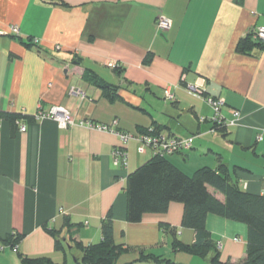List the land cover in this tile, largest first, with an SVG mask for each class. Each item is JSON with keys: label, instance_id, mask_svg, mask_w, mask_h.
I'll return each mask as SVG.
<instances>
[{"label": "crops", "instance_id": "crops-1", "mask_svg": "<svg viewBox=\"0 0 264 264\" xmlns=\"http://www.w3.org/2000/svg\"><path fill=\"white\" fill-rule=\"evenodd\" d=\"M159 16L172 23L164 33L156 27ZM257 28H264V0H0V112L19 116L0 123V238L23 236L15 250L0 251V264L25 258L63 264L64 251L54 250L46 230L59 233L71 251L76 243L94 245L108 212L115 245L127 249L121 264L140 252L175 264H211L209 257L172 251V234L184 245L195 240L181 227V204L146 214L137 224L126 221V178L150 159L137 154L135 141L126 146L127 168H115V135L61 129L34 116L57 106L75 121L116 122L120 133L138 136L156 128L192 138L189 152L168 158L178 169L185 161H192V172L215 169L220 159L240 188L245 183L247 193L264 195L259 178L234 159L241 150L255 155L264 142H256L264 128V43L255 38ZM249 36L261 46L238 54L237 44ZM28 41L33 47L23 44ZM93 78L115 88L114 97ZM71 88L84 96L70 95ZM207 98L224 101L227 120L230 110L239 112V125L211 132ZM205 227L221 262L245 259L244 224L208 215ZM79 258L69 255L65 264Z\"/></svg>", "mask_w": 264, "mask_h": 264}, {"label": "trees", "instance_id": "trees-1", "mask_svg": "<svg viewBox=\"0 0 264 264\" xmlns=\"http://www.w3.org/2000/svg\"><path fill=\"white\" fill-rule=\"evenodd\" d=\"M27 48L33 47L31 41L23 43ZM253 46H261L253 42L250 36L241 40L236 46L238 54L247 55ZM148 62V59L145 60ZM95 78H93L94 80ZM94 84L101 88L109 98L115 95V88H108L96 80ZM19 116L0 112V123L9 121L14 123ZM152 129V128H151ZM148 129L140 135L148 134ZM215 132L223 133L226 128L212 125ZM154 132H162L153 128ZM166 134V133H165ZM139 135V136H140ZM168 136H172L167 134ZM174 137V136H173ZM176 138V137H175ZM192 149V148H191ZM127 199L126 221L137 224L146 214H164L171 203L183 206L181 227L191 229L195 240L191 245H184L177 241L175 234L171 235L170 247L175 253L206 259L211 264H230L220 261L217 244L206 230L205 221L208 215H214L225 220L244 224L247 227V243L245 259L238 264H264V195L247 193L238 186V181L231 177L222 162L218 161L215 169L203 167L193 175H187L172 164L168 158L151 157L146 163L130 173L125 182ZM217 196H221L219 199ZM163 231L169 226L161 224ZM46 230V229H45ZM54 241V250L64 251V244L59 233L46 230ZM101 241L94 245L82 246L76 243L80 258L76 264H121L119 259L126 250L113 241V217L108 212L101 224ZM170 232V231H169ZM23 239L21 235L10 234L0 238V247L15 250ZM22 260L23 256L18 255ZM40 260H22L21 264H45ZM65 264V262H63ZM124 264H175L169 259L152 253L140 252L137 259Z\"/></svg>", "mask_w": 264, "mask_h": 264}, {"label": "built area", "instance_id": "built-area-1", "mask_svg": "<svg viewBox=\"0 0 264 264\" xmlns=\"http://www.w3.org/2000/svg\"><path fill=\"white\" fill-rule=\"evenodd\" d=\"M171 21L163 16H159L156 20L157 30L161 33L168 31L171 28ZM11 32L14 35H19V30L16 27L11 28ZM255 38L264 43V28H257L255 32ZM36 43V42H35ZM70 95H78L83 97L84 95L75 88L69 90ZM166 99L171 100L172 95L168 90L165 91ZM207 104L211 107L213 111V117L211 119L212 124L216 127H236L239 125L241 116L239 112L235 110H230L232 116L231 119L227 120L222 114L221 109L225 105L224 101L220 98H207ZM34 119L38 121L51 120L57 124L61 129L67 127L78 126L80 128H86L89 130H94L99 133H108L115 135L120 145L111 154L113 166L115 168H127V144L129 142L135 141L137 143L136 152L139 155H149L151 157L168 158L176 154H184L191 150L192 148V138L188 139H178L173 136H168L163 132L156 133L152 129L148 131L146 135L134 136L129 133H120L115 131L114 126L116 122H113L110 126L107 125H97L93 124L87 120L75 121L68 110L53 106L47 112L39 111L35 114ZM26 126L21 125L20 132H25ZM215 132L214 129L210 130ZM264 140V128L258 130L256 135V142H262ZM241 188L245 189L246 184L242 183ZM1 250V247H0Z\"/></svg>", "mask_w": 264, "mask_h": 264}, {"label": "rangeland", "instance_id": "rangeland-1", "mask_svg": "<svg viewBox=\"0 0 264 264\" xmlns=\"http://www.w3.org/2000/svg\"><path fill=\"white\" fill-rule=\"evenodd\" d=\"M257 147H258V149H257V152L255 155H252L251 151H249V153L247 154V157H246L244 155L245 152L243 150H241L240 152H242V153L235 155L234 159H236L235 160L236 162L243 165V167H246L247 169H249L256 177H258L261 185L264 186V142L257 144ZM227 156H228V154H227ZM184 164H185V166L183 168H181V169H183L182 171L184 173H186L187 175L192 176L194 173V171L192 172V170H190L191 167H193L192 161H190L188 163H187V161H185ZM73 250H76V249H72V251H71L66 246H64V252L63 253L60 252L63 256V259H64L63 262H67L69 255H70L71 260H72L73 256L76 257L79 255L78 251H73ZM80 264H82V263H80Z\"/></svg>", "mask_w": 264, "mask_h": 264}]
</instances>
